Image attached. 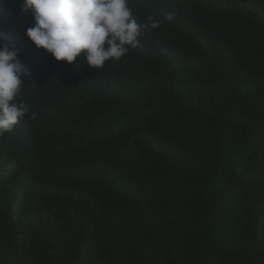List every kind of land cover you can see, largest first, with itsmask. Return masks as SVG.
<instances>
[{"label":"trees","instance_id":"1","mask_svg":"<svg viewBox=\"0 0 264 264\" xmlns=\"http://www.w3.org/2000/svg\"><path fill=\"white\" fill-rule=\"evenodd\" d=\"M22 3L0 264H264V0H127L160 26L102 69L36 48Z\"/></svg>","mask_w":264,"mask_h":264},{"label":"clouds","instance_id":"2","mask_svg":"<svg viewBox=\"0 0 264 264\" xmlns=\"http://www.w3.org/2000/svg\"><path fill=\"white\" fill-rule=\"evenodd\" d=\"M22 10L30 11L34 23L25 35L56 61L76 62L102 69L105 62L119 60L129 47H136L140 37L160 21L138 23L127 0H23ZM166 19L172 13H164ZM28 68L18 58V51L0 43V135L9 132L29 112L15 98L21 90V76ZM32 113V118H35Z\"/></svg>","mask_w":264,"mask_h":264}]
</instances>
